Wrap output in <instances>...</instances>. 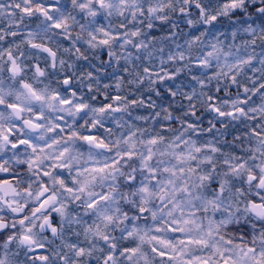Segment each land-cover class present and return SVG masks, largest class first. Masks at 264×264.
<instances>
[{
  "label": "snow or ice",
  "instance_id": "1",
  "mask_svg": "<svg viewBox=\"0 0 264 264\" xmlns=\"http://www.w3.org/2000/svg\"><path fill=\"white\" fill-rule=\"evenodd\" d=\"M0 264H264V0H0Z\"/></svg>",
  "mask_w": 264,
  "mask_h": 264
},
{
  "label": "clouds",
  "instance_id": "2",
  "mask_svg": "<svg viewBox=\"0 0 264 264\" xmlns=\"http://www.w3.org/2000/svg\"><path fill=\"white\" fill-rule=\"evenodd\" d=\"M173 22H175L178 27L180 28H183V22L180 21V20H176L173 18ZM159 32L160 34L157 35L158 37L160 35H162V33L159 31V29H156V30H153V29H146L145 30V33L148 34V33H151V32ZM187 31H191L190 29H188ZM149 43H151V41H149ZM176 43H180V44H184V39L180 38V37H177V40H176ZM169 44H172L171 41H169L167 44L163 43V42H160L159 40L155 43V51L153 52V60H154V63L157 67L160 66V61H161V49L164 50L163 52V56L164 58L166 59L167 57V49H168V46ZM199 45H192L191 48H188L187 45H185V63H187V58L189 55L191 56H196L198 55V52H197V49H198ZM100 56H103L104 53L103 51H101L99 53ZM152 61H149V63H151ZM139 63V62H138ZM97 64H99V61H97ZM167 67H170L174 70V68L176 67V65H173L171 63H169L168 65H166ZM109 71L111 69H108ZM131 72H132V78L135 80V83L129 88L128 84H127V81H125L123 83V93L124 95H127V94H130L131 92H136L137 90H139V93H142L144 96H149V95H152L153 98L155 99V92L158 90L156 88V85L155 84H152L151 81L148 79L147 75H145L142 71V68L140 69V72H139V76H142L143 77V80L137 78V73H136V69H131ZM180 79L177 80V81H174V82H169L170 84H174V83H180L181 81H184L185 80V77L189 76L190 75V72H189V69L188 68H182L181 72L178 74ZM74 83L77 85V87H79V84L74 81ZM214 83V82H213ZM185 87H189L187 84H185ZM160 91H163V89H159ZM181 96H182V93H178L177 97L175 98L176 100V104L177 105H180L181 103ZM205 105H206V98H202L201 101L197 102V107L201 110H205ZM130 110L132 112V116H131V119L134 120L135 119V116L136 115H141V114H144L146 115L147 114V111L146 109L143 107V105H136V106H130ZM91 115V114H90ZM77 117H74L73 119H75ZM128 118V117H126ZM210 116L209 115H205L202 119L203 121L205 122V119H209ZM71 122V121H70ZM139 123H143V122H139ZM97 191H99V189H97ZM59 216H57V221L59 222Z\"/></svg>",
  "mask_w": 264,
  "mask_h": 264
},
{
  "label": "rangeland",
  "instance_id": "3",
  "mask_svg": "<svg viewBox=\"0 0 264 264\" xmlns=\"http://www.w3.org/2000/svg\"><path fill=\"white\" fill-rule=\"evenodd\" d=\"M104 58H106V56ZM231 91L234 92L235 91V88L231 89ZM220 95H223V93H221ZM206 122H207V119H205V125H206Z\"/></svg>",
  "mask_w": 264,
  "mask_h": 264
},
{
  "label": "trees",
  "instance_id": "4",
  "mask_svg": "<svg viewBox=\"0 0 264 264\" xmlns=\"http://www.w3.org/2000/svg\"><path fill=\"white\" fill-rule=\"evenodd\" d=\"M155 34L159 35L160 33L159 32H155Z\"/></svg>",
  "mask_w": 264,
  "mask_h": 264
}]
</instances>
